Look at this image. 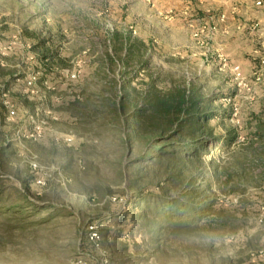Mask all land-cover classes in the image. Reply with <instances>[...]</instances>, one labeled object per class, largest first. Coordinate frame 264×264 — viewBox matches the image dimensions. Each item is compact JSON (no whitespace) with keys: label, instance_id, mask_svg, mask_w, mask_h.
<instances>
[{"label":"rangeland","instance_id":"374dc122","mask_svg":"<svg viewBox=\"0 0 264 264\" xmlns=\"http://www.w3.org/2000/svg\"><path fill=\"white\" fill-rule=\"evenodd\" d=\"M148 80L215 112L199 163L129 123ZM190 192L210 216L142 228ZM263 216L264 0H0V264H264Z\"/></svg>","mask_w":264,"mask_h":264},{"label":"trees","instance_id":"16d2710c","mask_svg":"<svg viewBox=\"0 0 264 264\" xmlns=\"http://www.w3.org/2000/svg\"><path fill=\"white\" fill-rule=\"evenodd\" d=\"M121 61L125 63L124 60ZM122 81L120 89L123 90L125 111V103L126 101L128 103L129 97L136 89L130 87V80ZM145 85L140 95L135 98L137 106L130 115L129 123L136 131L144 130L150 125L155 134H169L170 138L175 139L183 137L191 139L190 142H164L161 146L153 144L151 148L156 152L158 159L176 166H185L188 162L199 163L201 158L199 153L206 147V142L201 140L205 135H213L207 126L215 112L209 109L198 88L175 85L163 90L152 80L145 82ZM196 195L195 192H190L183 200L179 198L167 200L163 197L142 200L146 206L138 214L139 223L143 229L154 232L165 221H172V216L177 218H174L175 226L189 223L192 219L201 220L210 216L214 211L212 205L198 203Z\"/></svg>","mask_w":264,"mask_h":264},{"label":"built area","instance_id":"2783aa9c","mask_svg":"<svg viewBox=\"0 0 264 264\" xmlns=\"http://www.w3.org/2000/svg\"><path fill=\"white\" fill-rule=\"evenodd\" d=\"M237 76L239 77L240 76V73L237 74ZM29 84H32L31 82H29ZM11 115H14V112H10ZM34 133L33 134H29L27 135V137H35V135H41L42 131H43V126L42 125H36V127L34 128ZM36 167V165H35ZM41 183V182H39ZM261 222H264V216L263 218H261ZM91 230H93V232H90L91 233V237H90V240L94 243H99V241L101 240V236L99 234V232H97V230L94 229V227L92 226L91 227Z\"/></svg>","mask_w":264,"mask_h":264}]
</instances>
